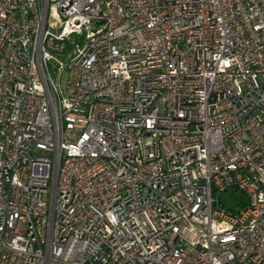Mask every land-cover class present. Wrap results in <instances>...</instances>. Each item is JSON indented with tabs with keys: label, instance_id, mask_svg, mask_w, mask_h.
<instances>
[{
	"label": "built area",
	"instance_id": "1",
	"mask_svg": "<svg viewBox=\"0 0 264 264\" xmlns=\"http://www.w3.org/2000/svg\"><path fill=\"white\" fill-rule=\"evenodd\" d=\"M0 264H264V0H0Z\"/></svg>",
	"mask_w": 264,
	"mask_h": 264
},
{
	"label": "rangeland",
	"instance_id": "2",
	"mask_svg": "<svg viewBox=\"0 0 264 264\" xmlns=\"http://www.w3.org/2000/svg\"><path fill=\"white\" fill-rule=\"evenodd\" d=\"M71 39L74 40V43H77L79 47H82L85 44V38L84 36H80L77 34H74L73 36H71ZM68 52H66L67 55ZM66 55H62L59 58L65 62L70 64L71 62H69V58L66 57ZM49 69H50V73L55 76L56 72V68L49 63ZM79 76V70L77 68H74L72 70V80H77ZM219 201L221 203L222 206H224L225 208H228L230 210H236L239 207L247 204L249 202V197L247 194H245L242 191H238V190H228L225 192H221L219 195ZM20 230L23 231L24 230V225H21Z\"/></svg>",
	"mask_w": 264,
	"mask_h": 264
}]
</instances>
